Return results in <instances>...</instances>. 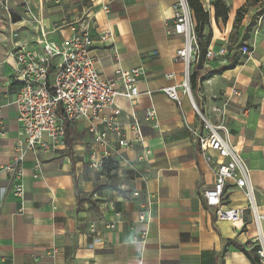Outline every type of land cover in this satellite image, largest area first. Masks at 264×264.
Wrapping results in <instances>:
<instances>
[{
    "label": "crops",
    "instance_id": "obj_1",
    "mask_svg": "<svg viewBox=\"0 0 264 264\" xmlns=\"http://www.w3.org/2000/svg\"><path fill=\"white\" fill-rule=\"evenodd\" d=\"M175 1L0 0V165L14 157L20 138L19 112L13 103L18 91L15 61L9 51L17 43L41 51L35 18L49 39L61 41L73 35L70 24L78 26L90 16L94 19L92 54L101 76L114 77L118 67L146 71L136 85L135 99L119 97L116 103L121 108L124 136H136V116L152 150L148 160L139 163L148 175L145 186H136L153 197L149 222L140 223V203L132 197L128 171L120 162L113 170V183L99 184L107 174L89 165V155L103 147L88 131L90 122H74L71 144L52 152L26 154L24 198L10 189L0 192V264H254L251 256H257V231L251 213H246L243 225H236L217 218L205 204L203 192L213 185L214 174L186 125L187 120L201 126V116L187 95L181 94L179 104L162 91L183 76V62L176 59L183 37L169 32ZM201 1L210 13L207 49L224 46L228 53L221 59L204 55L196 104L210 115L213 106L224 109L222 120L251 167L259 211L264 213V12L254 20L246 14L235 23L237 10L246 0H225L229 13L223 21L215 17L216 0ZM106 29L113 33L109 39L101 37ZM244 44L254 48L251 57L240 53ZM58 62L57 57L54 63ZM168 71L176 76L167 77ZM151 107L159 129L147 119ZM109 114L106 109L104 115ZM110 138L113 150L138 159L139 144L121 148L113 135ZM38 161L40 176L35 178ZM1 179L6 185L7 174ZM227 195L229 206L246 204L243 191L233 185H227ZM94 221L99 235L90 232ZM110 221L116 223L115 228L103 224ZM146 227V240L135 239ZM53 248L57 249L54 255Z\"/></svg>",
    "mask_w": 264,
    "mask_h": 264
},
{
    "label": "built area",
    "instance_id": "obj_2",
    "mask_svg": "<svg viewBox=\"0 0 264 264\" xmlns=\"http://www.w3.org/2000/svg\"><path fill=\"white\" fill-rule=\"evenodd\" d=\"M104 10L109 11L107 5L104 6ZM172 12V26L169 32L183 37V45L176 50V59L183 62V76L180 82L165 86L162 91L179 104L182 102L181 94L187 95L193 108L201 116V126H192L187 120L186 125L193 132L202 157L214 174L213 185L203 192L205 204L213 209L217 218L231 221L236 225L239 222L243 225L246 213L248 211L251 213L257 231L255 242L258 264H264L262 225L264 213L259 211L251 167L231 140L228 125L222 119L217 124L213 123L202 114L194 102L190 86V68L192 63L198 64L201 52L196 20L188 0L175 1ZM35 20L41 35L37 39L41 51L22 43H17L9 51V55L15 61L14 81L18 85V91L13 103L19 112L20 138L16 142L14 157L8 163L0 165V192L10 189L16 196L24 198L26 154L52 152L66 147L64 117L72 123L87 120L90 122L88 131L92 134L94 142L103 147L102 151L99 149L91 151L89 165L102 170L107 159L117 160L119 165L122 162L123 168L128 171L130 177L132 197L138 199L140 203L138 221L148 224L153 197L149 193H142L148 175L139 163L147 161L152 150L145 142V136L136 116L133 124L136 136L133 139L124 136L119 119L121 108L116 103L119 97L131 101L135 99L136 85L139 79L146 75V71L139 67L131 70L118 67L114 77L107 79L101 76L92 54L91 26L94 19L90 16L78 26L70 24L74 31L73 35L61 41L49 39L41 21L36 18ZM112 34L110 29H106L101 37L109 39ZM227 53L228 50L224 46L218 49L209 47L205 52V58L221 59ZM240 53L251 57L254 48L248 44L241 45ZM57 57L59 62L55 64L54 59ZM165 75L169 78L176 76L173 71H168ZM60 108L63 114L59 113ZM106 109H110L109 115H104ZM213 110L223 116L222 107L213 106ZM1 117L0 104V119ZM147 119L159 129L160 124L154 107L147 111ZM97 121H102L103 126L100 127ZM111 135L121 148L139 144L141 153L138 159L134 161L118 149L113 150ZM35 167L34 177L38 178L41 163L38 161ZM4 173L8 176L6 185L1 181ZM137 184L142 187L136 186ZM229 184L243 191L246 198L245 205H227ZM103 224L110 229L116 226V223L111 221ZM90 232L99 235L97 221L91 223ZM147 237L146 227L135 239L144 242ZM56 252L57 249L53 248L51 254L54 255Z\"/></svg>",
    "mask_w": 264,
    "mask_h": 264
},
{
    "label": "trees",
    "instance_id": "obj_3",
    "mask_svg": "<svg viewBox=\"0 0 264 264\" xmlns=\"http://www.w3.org/2000/svg\"><path fill=\"white\" fill-rule=\"evenodd\" d=\"M259 0H254V4L257 3ZM189 5L194 13V17L196 19V31L198 34V39H199V44H200V48L204 49V55L206 52V49L210 43V38L211 35L210 33H206V28L209 24L210 21V13L208 10H206V8L204 7L203 3L201 0H188ZM241 12L242 9L239 8L237 10V14H236V19H235V23L241 21ZM264 12V11H262ZM228 13H229V8L227 6V4L223 1V0H216L215 2V17L216 18H222L223 21H226L228 18ZM201 68L198 67V64L196 65L193 73L191 74V84H192V88L195 90L196 86H197V81H198V76L200 74ZM59 113L63 114L61 108L59 109ZM71 125L72 122L67 120L64 117V127H65V139H66V143L69 145L71 144ZM118 161L114 160V159H107L104 161V165H103V172L108 174L110 172H112L113 170H116L118 168ZM78 201H79V197H78ZM254 264H257L258 262V258L257 256H251Z\"/></svg>",
    "mask_w": 264,
    "mask_h": 264
},
{
    "label": "rangeland",
    "instance_id": "obj_4",
    "mask_svg": "<svg viewBox=\"0 0 264 264\" xmlns=\"http://www.w3.org/2000/svg\"><path fill=\"white\" fill-rule=\"evenodd\" d=\"M226 4L227 2L225 0H223ZM228 6V4H227ZM242 9V12H241V19H243L246 14H248V17H252V20L255 19V17L257 15H260V13H262V11H264V0H259L257 3L254 4V0H246L242 6L240 7ZM196 65H194L193 63L191 64V68H190V73L192 74L194 69H195ZM190 74V75H191ZM190 86H191V91H192V95H193V99H194V102L196 103V99L197 96L195 94V90L192 88V84H191V80H190ZM196 96V97H195ZM206 118H208L209 120H211L212 122H214L215 124H217V122L219 123L220 119H222V116H220L217 112H213L212 115L210 114H206V113H202ZM198 115V113H197ZM115 171V170H114ZM113 172H110L107 174V177L106 178H102V181L103 182H99V184H103V185H110L112 184V180H111V177H112V174L114 173ZM101 178H99L100 180Z\"/></svg>",
    "mask_w": 264,
    "mask_h": 264
},
{
    "label": "water",
    "instance_id": "obj_5",
    "mask_svg": "<svg viewBox=\"0 0 264 264\" xmlns=\"http://www.w3.org/2000/svg\"><path fill=\"white\" fill-rule=\"evenodd\" d=\"M203 59H204V49H201L199 60H198V67L202 68L203 66Z\"/></svg>",
    "mask_w": 264,
    "mask_h": 264
}]
</instances>
